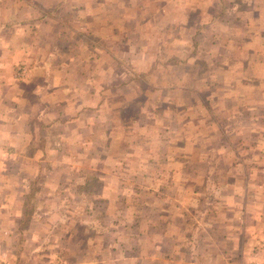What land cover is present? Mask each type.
<instances>
[{"label": "crops", "instance_id": "1", "mask_svg": "<svg viewBox=\"0 0 264 264\" xmlns=\"http://www.w3.org/2000/svg\"><path fill=\"white\" fill-rule=\"evenodd\" d=\"M34 1L36 0H0V153H2L3 133L9 132L10 157L14 159L13 164H16V168L21 166L20 170H23L22 165L25 162H28L30 165H36L34 159L39 160V157L42 158L44 156L42 149L47 151L49 146L43 143H47L46 141L53 134H57L59 138L57 148L66 144L62 134L67 136V140L72 139L70 140L71 142L78 141L82 143L84 148L88 146L89 141L97 143L99 141V133L102 132L101 124L104 121L103 117L109 119L114 111L110 108L112 103H109L112 98H109L105 93L100 95L98 102H96V97H92L93 94H96L95 91L99 92L98 88L95 91L93 90V92L89 91L86 93L60 91L62 97H59L55 91L60 89L63 83L55 84L56 86L53 91L50 92L53 87L48 89V82H45L39 76L27 75L30 90L28 89L26 96L19 93L17 89L19 79L15 72V67L18 61L29 60V56H26L32 48L30 46L35 45V43L28 44L25 41L29 37L34 38L35 33L41 37L48 35L50 37L56 35L67 37L81 36V33L83 35L84 33H91V31L96 32L97 27L104 23V18L109 17V14L118 10V7H121L124 13H116V17L124 18L129 16V13L122 7L127 5L126 0H38L36 2H40L42 8H44V4L50 2L54 5L52 16L49 12H46L45 15L43 14L44 12L41 13V22L48 24L50 19H52V22L57 21L58 24L56 27L54 26L56 32L54 29L42 32L41 29H34L32 26H28V23H30L28 22L29 19L34 17L30 10L28 12V4L29 6H33L32 3ZM156 1L161 7L165 8H171L172 5H181L183 7V5L188 4V13L179 11L177 6H172V10L168 8L166 12L157 9L155 11L157 13H145L144 23L141 19V23L143 24H140L136 29L139 38L141 36H150L148 31L144 33L146 29L144 27H148L149 25V22L145 20H153L151 24L155 25V27H153L152 34L155 39L159 36L160 32H168V24L170 25V29L176 28V24L181 17L185 15L189 17L190 14L199 8L202 9L200 15L205 20L203 21L205 27L203 30H198L202 32V36L204 34L211 36V34H214L211 25L213 23L216 24V29L221 37L219 44H215L219 50L221 47L224 49L225 43L230 40L226 36L233 34V36H241V38L242 36H246L247 38L241 40L244 43L241 42L240 45H235L237 49L234 51H227L232 54L228 56L236 60L230 63L223 59L220 61V55H217V58L213 60L214 63H211L212 59L210 60V65L216 64L218 67L217 71L221 72L216 73L218 76L207 73L206 75L204 73V69H208V67L204 68V66L208 65L206 62L208 54L205 52H209L208 48L213 43L205 45L202 42L201 45V43L190 42L191 45L187 43L185 48L179 51L181 53H176V51L162 53L159 50L156 55L152 56L153 60L149 68H153L154 70L167 66L174 67L175 70L182 68L187 77L189 76L190 80H193L194 86L192 90L196 97L189 96L192 98V101H201V104L198 103L201 105L198 115L204 116L203 110H205V116L209 120L211 119L210 121L207 119L208 127H214L212 130L210 128L209 131L218 130L220 132L219 137L214 142H209L208 146L209 148H213L212 152L217 156L210 158L211 156L208 155L209 157L205 156L201 159L203 169L201 170V175L199 174L200 176L195 172V169L191 171L186 168L184 169L185 171H182L181 168L178 171L166 163L169 171L166 170L165 172H169L168 175L173 173L176 179L177 177H184L183 180H186V182L182 185L185 186L186 190L190 189L191 191L188 192V202L185 203L184 201L185 205L181 209V212L185 213L186 222L185 219L181 220V222L169 220L167 224H159L162 222L155 220L156 211L151 203L147 205V209L152 212L151 218L153 219H149L145 210L146 203L143 202L142 198L144 190L141 191V188L137 189L134 186L128 189L129 191L133 190L132 193L121 192L119 188L117 191L116 184L119 181V178H116L117 172L111 170L112 172L110 171L107 175L102 176L101 174L100 179L96 177L98 181H102V178L106 176L110 180H108L110 183H103L104 190L108 192L106 199L110 203L107 207V212L112 216L111 227H108L109 224L106 225L108 227L107 230H109L108 233L111 236L109 247L111 245L112 248L110 249L115 253V255H112L114 257L110 258V260L114 261L112 264H138L141 260L143 264H258L256 262L260 254L256 250L257 245L261 241L262 243L264 242V135H260L256 140L252 141L248 140L247 137L249 134L258 135L264 133L261 131L264 127V111L262 113L259 112V114L255 108L262 107L264 109V92L262 91L264 88V0ZM16 4L18 6L19 4H24L26 7L25 12L21 13L18 6H15ZM242 5L245 6V10L250 9V11L242 12L243 9L240 7ZM226 6L228 8L225 9ZM213 8H217V11H213ZM189 10L191 11L189 12ZM227 10H232V13H226ZM198 13L196 12V14ZM156 15L158 18H153ZM162 16H165V19ZM81 20L87 22L86 27L82 29L77 26ZM137 20L140 19L138 18ZM156 20L159 21L157 22ZM161 20H163L162 23ZM232 22L240 24L232 26L230 25ZM21 23H25V26L20 27ZM131 27H134L133 22H131ZM122 30L120 28V31ZM223 31L226 32L223 33ZM106 33L108 34V31ZM191 35L195 39L198 36V31ZM174 36H177V40H184L183 34H174ZM224 37H226L225 40ZM160 38L157 41L155 40L157 44L160 43ZM81 43L88 46L87 50L89 52L91 48L93 50L96 48L95 50L100 52H106L104 61L108 62L111 60L108 65L105 64L98 67L99 73H97V78L102 79L100 81L102 89L108 90L115 85L125 87L129 83L137 81L146 82L148 75L145 70L146 63L144 62L141 66H137L134 65L137 63L132 60L135 53H142L144 55L147 50L146 46L142 48L139 45L138 47L142 49L130 51L132 53L124 61V57L111 54L116 50L113 45L102 47L98 44L93 46L88 41H82ZM194 44L200 47H196ZM53 47H47V50L54 51V54H51L52 58L55 55H59L60 51H63V46L58 51L52 49ZM79 48H81V45ZM75 50H78V47ZM152 52L150 48L148 54ZM237 53L238 55H236ZM108 54H111V56L109 57ZM77 58L79 61H86L87 59L85 56H77ZM43 65H48V61L43 62ZM219 66L222 67L221 71L219 70ZM58 67L61 70V75H59L58 79L64 82V68H73V65L67 61V58H63L62 63ZM22 68L18 67V71L24 74L26 68L23 66ZM102 68H108V70H102ZM71 70L68 72V75L72 74ZM223 73H227V75L224 77ZM114 75H117V77L113 78ZM46 76H48V72ZM155 78L156 83L153 82L157 86L156 89L159 91L157 95L159 97L165 96L167 98L168 92L171 90H181L168 77L158 75ZM184 79L185 77L182 80L177 79V83L184 82ZM23 80L21 79V81ZM35 80L39 82L36 83L34 82ZM147 80L151 83V79ZM213 80L217 84V90L214 89L216 88L214 85L210 88ZM225 85H229V87L233 85L234 91L232 94H230V91L223 90L222 94L220 93L219 86L224 88ZM258 85L259 89L257 90ZM215 90L218 95L217 98L214 97ZM7 91L10 96L8 104L6 103ZM17 96L21 97L19 101L17 100ZM226 98H232L235 103L237 102L236 105L240 106L239 109L236 108L235 110L239 112L237 116L239 122L233 123L231 121L233 117H236V113H232L228 109H226L225 115L223 114L225 117L223 120L214 121L216 110L212 107V101L215 100L218 103L219 110L222 103L220 101L222 99L225 101ZM29 99L30 101H35L34 103L39 102L41 104L40 108L37 107L36 111L32 112L33 108H30L32 103L30 102L29 104L27 102ZM17 104H24L23 109L18 107ZM61 105L63 106L62 108L57 107ZM92 111H94L93 115L88 114ZM187 114V121L189 122L192 109ZM83 115L86 117L82 118ZM176 125H181V123L177 122V118L173 123V127ZM255 126L260 127V129L257 130ZM86 134L90 137L89 139ZM37 139L41 142L37 141ZM242 150H245L244 153ZM35 153L39 157L35 156ZM141 162V159H135L134 157L125 160V163L131 165L140 164ZM181 162L182 164H186L188 159L185 158ZM213 162H215V165L218 164V167L222 171H217L215 166L212 167L210 164ZM16 168L10 173V180L12 176L19 178L21 175L18 171H15ZM215 170L217 172H214ZM189 173L196 174L194 176L197 178L198 184L191 185L187 183L192 177L188 179L187 175ZM27 174V179H29L32 174L30 172ZM79 175L73 179L78 185H83L88 180H91V178L89 179L83 173H79ZM23 178L20 177V179ZM9 188L10 194L15 197L10 196L13 198V202L20 213L18 215H14V213L11 216L9 215V221L8 217L4 215L2 221L4 223L8 221L10 224L0 223V232L4 230L5 225L8 228H10L11 224L22 228L21 220L23 217H21V212L24 208H20L19 205L21 201H24L26 198L28 199L30 195L26 186L16 189L13 182ZM49 188L48 191L50 192L47 191L46 193L48 195L51 194V191L54 192L53 195H61L67 192L68 189L55 184H51ZM7 207V204L6 206L4 204L0 205V215L4 212L9 213L8 208L10 207ZM172 207H175V205ZM161 209L164 210L165 208ZM189 215L191 219L188 221ZM128 221L130 222L129 224L127 223ZM89 224L97 232V228L100 227L101 222L97 224L91 220ZM49 228L50 225L47 227L48 232ZM115 228L119 229V233H121L117 237L112 235ZM135 228H137V231L133 230V232H137V234L128 235V231L131 232L130 230ZM158 228H161L162 232L159 231L161 233H156L155 229ZM7 235L0 233L1 264H30L31 260L32 264H42L35 262L34 253H32V256H29V259H31L29 262H27V257L23 259L17 258L20 255L23 257L27 250L26 234L24 238L18 240L17 246L13 251H10L11 244ZM147 240L151 242L149 247L146 245ZM57 241L60 243V240ZM88 243H91L88 249L89 255H84V253L83 255L72 256L70 260L72 259L73 261L67 264H101V261L104 259L100 256L107 243L104 244L105 242H102V244L97 243V245H94L95 239L89 240ZM134 248L136 251H134ZM90 250H95L93 256ZM261 256L264 257V255ZM52 260H54V256L50 255V261Z\"/></svg>", "mask_w": 264, "mask_h": 264}, {"label": "rangeland", "instance_id": "2", "mask_svg": "<svg viewBox=\"0 0 264 264\" xmlns=\"http://www.w3.org/2000/svg\"><path fill=\"white\" fill-rule=\"evenodd\" d=\"M36 1L32 3L33 6H29L28 4V12L30 10L31 14L34 15L32 19H29L28 22L30 23H28V26H32L34 29H41L42 32H48L53 29L56 32L54 26L56 27L58 25L57 21L52 22V19H50L48 24H45L46 22H41V13L44 12L43 14L45 15L46 12H49L52 16L54 5L50 2L44 4V8H42V4ZM126 1L127 5L122 7L129 13L130 17H116V13H124L121 7H118V10L113 11V13L109 14V17L104 18V23L97 27L96 32L91 31V33L88 32L83 35L81 33V36L67 37L57 35L41 37L39 34L35 33L34 38L29 37V39L25 41L28 44L35 43V45L30 46L32 48L26 56H29V60L26 59L23 62L18 61V66L16 65L17 68L15 67L16 70L14 69L19 79L17 84L19 93L25 96L27 94L29 89V79L27 75L39 76L43 78L45 82H48V89L53 87L50 92L53 91L58 83H63L61 88L55 91L56 95L59 97H62V91H79L86 93L89 91L93 92V90L95 91V89L98 88L99 92L95 91L96 94H93L92 97H96V102H98L100 95L105 93L109 98H112L109 103H112L110 108L114 111L109 119L103 117L104 121L101 124L102 132L99 133V141L97 143L89 141L88 146L84 148L82 143L78 141L71 142L70 140L72 139L67 140V136L62 134L66 144L57 148L59 138L57 134H53L46 141L47 143H43L49 146L47 151L42 149L44 156L41 158L35 153V156L40 158L39 160L34 159L36 165H30L28 162H25L24 165H22L23 170H20L21 166L16 168V164H13L14 159L10 157L9 132L3 133V143L1 145L2 153H0V205L4 204L6 206L7 204L10 208L7 207L9 213L4 212L0 215L1 224H10L8 223L9 215L11 216L13 213L14 215H18L20 213L13 202L15 196L10 194L9 187L12 186L13 182L16 189L26 186L30 193L28 199L26 198L24 201H21L19 205L20 208H24L21 212V217H23L21 220L22 228L15 227L13 224L8 228L5 225V228H3L4 230L0 232L2 234H8L7 237L10 239L9 243L11 244L10 251H13L17 246L18 240L24 238L25 234L27 235V250L23 257L20 255L17 258L23 259L27 257V262H29L31 260L29 256H32V253H34L33 257L36 258L35 262L42 264H67L73 261L72 259L70 260L72 256L83 255L84 253V255H89L88 249L91 243H88V241L95 239L94 245H97V243L102 244V242H105L104 244L107 243L100 256L104 259L101 261V264H112L114 261H111L110 258H113L114 256L112 255H115V253L110 249L112 246L110 245L109 247L111 236L108 233L109 230H107L109 226L111 227L112 216L107 212V207L110 203L106 199L108 192H106L107 190H104L103 187V183H110V180L108 176L103 177L102 181H98L96 177L100 179L99 177H101V174L102 176L105 174L107 175L111 170L117 172L116 178H119L116 184L117 191L119 188L121 192L132 193L133 190L129 191L128 189L134 186H136L137 189L141 188V191L144 190V196L142 198L143 202L146 203L145 210L149 219L151 218L152 212L147 209V205L151 203L156 211L155 220H160L162 222L159 224H167L169 220L181 222V220L185 219V213L183 214L181 209L185 205L184 201L185 203L188 202V192L191 191L190 189L186 190V188H184L185 186L182 185L186 182V180H183L184 177H177L176 179L173 173L168 175L169 172H165L166 170L169 171L167 166L171 165L173 169H177L178 171L181 168L182 171H185L184 169L186 168L191 171L195 169V172L201 175V170L203 169L201 159L208 155L211 156L210 158L217 156L212 152L213 148H209L208 146L209 142H214L217 137H219L220 132L218 130L209 131L210 128L212 130L214 127H208L207 119L209 120V118L205 116V110H203L204 116L201 114L198 115L201 101H192V98L189 96L196 97L192 90L194 86L193 80H190L189 76L187 77L182 68L175 70L174 67L171 68L167 66L162 69L156 68L154 70L149 67L153 60L152 56L156 55L159 50L162 51V53H169L171 51H176V53H178L185 48L187 43L191 45L190 42L201 43V45L202 42L205 45L213 43V45H210L208 48L209 52H205L208 54L206 59L208 65L204 66V68L208 67V69L205 68L204 73L216 75V73L221 72L217 71L218 67L216 64L210 65V60L212 59L211 63H214L213 60L217 58V55H220V61L223 59L230 63L236 60L229 57L228 55L232 54L227 51H234L237 49L235 45H240L242 42L241 40H245L247 37L242 36L241 38V36H233V34L226 36L230 38V40L225 43L226 46L223 45L225 46L224 49L221 47L219 50L215 44H219L221 37L216 29V24L213 23L211 25V27L214 28H212L214 34H211V36L205 35L204 33L202 36V32L198 30H203L205 27L203 24L205 20H203L200 15L202 9L199 8L190 14L189 17L188 15L181 17L176 24V28H172L173 30L169 28L170 25L168 24V32H160L159 36L155 39L152 34L155 25L151 24L153 20L147 19L145 21L149 22V25L148 27H144L146 28L144 33L148 31L150 36H141L139 38L136 29L140 24L144 23L143 19L145 18V13L154 14L157 13L155 12L157 9L166 12L168 8L172 10V6H177L179 11L188 13L189 6L188 4L183 5V7L181 5H172L171 8H165L163 6L161 7L159 3H156V0ZM15 6L17 7L18 5L16 4ZM242 6H240L243 9L242 12L250 11V9L245 10L244 5ZM55 8L57 10L56 5ZM226 8L228 7L226 6L225 9ZM18 9L21 13H24L26 7L24 4H19ZM190 11L191 10H189V12ZM213 11H217V8H213ZM196 12L199 13L196 14ZM226 13H232V10H227ZM138 18L140 20H137ZM153 18L156 19L158 16H153ZM162 18L165 19V16H162ZM141 19L143 23H141ZM156 21L158 22L159 20ZM162 21L163 20H161V23ZM131 22H133L134 27H131ZM86 23L85 20H81L77 26L82 29L86 27ZM21 24L20 27L25 26V23ZM237 24L240 23H230L232 26H238ZM120 28L123 30L120 31ZM80 31L82 32V30ZM107 31L108 34L106 33ZM196 31H198V36L194 39L191 34ZM225 32L226 31H223V33ZM174 34H183L184 40H177V36H174ZM226 37H224V40ZM158 38H160V43L157 44L155 40L157 41ZM84 40L93 44V46L96 44L102 47L113 45L116 50L111 54L124 57V61H126L127 56L132 53L130 51L133 49H142L146 46L147 50L145 54L135 53L133 54L132 60L137 63L134 64L137 66H141L144 62L146 63L145 70L148 74L147 79H151V83L145 78L146 82L137 81L129 83V85L125 87L115 85L108 90L102 89L100 82L102 79L97 78V73H99L98 67L105 64L108 65L111 60L108 62L104 61V57L107 53L104 51H97L95 50L96 48L94 50L91 48L89 52L87 50L88 46L81 43L82 41L85 42ZM80 45L81 48H79ZM139 45L142 48L138 47ZM194 45L200 47L197 44ZM52 46H54L52 49H56V51L60 50L63 46V51H60L59 55H55L52 58L51 54L53 55L54 51L47 50ZM77 47L78 50H75ZM150 48L153 52L148 54ZM75 51L77 52L75 53ZM111 54H108V56L110 57ZM236 55H238V53ZM77 56H85L87 59L86 61H79ZM63 58H67V61L71 62V65H73V68H64V82L58 79L59 75H61V70L58 66L62 63ZM45 61H48V65H43ZM21 65L26 68L24 74L18 71V67L23 69ZM82 67L83 69H81ZM70 70L72 74L68 75ZM102 70L107 71L108 68H102ZM219 70H222L221 66H219ZM47 72L48 76H46ZM42 73H44V75H42ZM158 75L168 77V79L181 90H171L168 92L167 98L165 96L159 97L157 95L159 91L156 89L157 86L155 84V76L157 77ZM223 75L225 77L227 73H223ZM116 77L117 75L113 76V78ZM184 77V82L177 83V79L182 80ZM21 79L24 80L21 81ZM34 82L37 83L39 81L35 80ZM213 85L214 87L217 86L214 80L213 84H210V88H212ZM219 88L221 94L222 90L230 91V94L234 91L233 85H230V87L229 85H225L224 88L219 86ZM214 89L217 90L218 87ZM258 89L259 85L257 90ZM216 90L214 91L215 98L218 97ZM190 91L192 92L190 93ZM262 91L264 92V88ZM6 95V103L8 104L10 100L8 91ZM17 97L19 101L21 97ZM27 102L29 104L30 102L32 103L30 107L33 108L31 110L32 112L36 111L37 107L40 108L41 106L39 102L34 103L35 101H30V99ZM220 102H222L220 105L221 108L218 110V103L215 100L212 101V107L216 110L214 121L218 122L219 120H223L225 118L223 114L225 115L226 109H228L230 112L236 113V117H233L231 121L233 123L239 122L237 117L239 112L235 111L236 108H240L239 105H236L237 102L235 103L232 98H226L225 101L222 99ZM17 105L23 109L24 104ZM57 107L62 108L63 106ZM255 108L258 110V113L264 111L262 107ZM190 109H192V115L188 122L187 112ZM88 114L93 115L94 111ZM197 116L198 118L196 119ZM84 117L86 116L83 115L82 118ZM176 118L177 122L181 123L182 126L176 125L173 127ZM103 119L101 118V120ZM255 128L257 130L260 129L258 126H255ZM261 131L264 132V127ZM260 135H264V133L258 135L249 134L247 139L251 141L256 140ZM87 137L88 139L90 138L88 135ZM38 140L39 139H37V141ZM39 142L41 141L39 140ZM242 151L244 153L245 150ZM132 157L135 159L139 158L142 162L136 165L125 163V160H129ZM185 158L188 159V162L182 164L181 161ZM210 165L212 167L215 166L217 171H222V169L218 167V164L215 165V162ZM15 168V171H18L21 175L19 178L12 176L10 180V173ZM216 170L214 172H217ZM29 172L32 175L27 179V173ZM79 173H83L89 179L91 178V180H88L83 185L76 184V181L73 179L75 176L79 175ZM194 175L196 174L189 173L187 175L188 179L192 176L187 183L191 185L197 183L198 180ZM20 177L24 178L20 179ZM51 184L63 186L69 190L67 189V192L61 195H53L54 192L51 191V194L48 195L46 193L50 189L49 187ZM191 185H189V187H191ZM10 195L13 196V198ZM117 197H119V195H117ZM174 205L175 207L171 208V206ZM161 208L165 209L163 210ZM167 208H169V210L166 211ZM4 215L8 217V221L5 223L2 221ZM190 219L191 217L189 215L187 220L189 221ZM91 220L92 222L95 221L97 224L101 222L100 227L97 228V232L96 229L90 226L89 222ZM127 223L129 224L130 222L128 221ZM48 225H50L49 232L47 229ZM106 225H108V227ZM161 228L155 229L156 233H161ZM133 230L137 231V228L131 229V232L127 230L128 235L137 234V232H133ZM119 232V229L115 228L112 235L117 237V235L121 234ZM57 240H60V243H58ZM150 243L151 242L147 240V247L150 246ZM256 250L260 254L256 263L264 264V257L261 256L264 255V242L262 243L261 241L258 243ZM94 251L95 250H90L92 256L94 255ZM134 251H136L135 248ZM50 255L54 256V260L50 261ZM30 264H32V260ZM138 264H143L142 260Z\"/></svg>", "mask_w": 264, "mask_h": 264}]
</instances>
